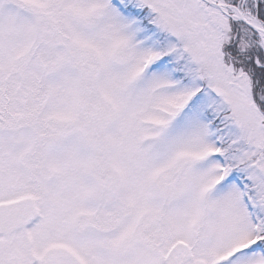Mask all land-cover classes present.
I'll use <instances>...</instances> for the list:
<instances>
[{"label":"snow or ice","instance_id":"6c2138e0","mask_svg":"<svg viewBox=\"0 0 264 264\" xmlns=\"http://www.w3.org/2000/svg\"><path fill=\"white\" fill-rule=\"evenodd\" d=\"M0 264H264V0H0Z\"/></svg>","mask_w":264,"mask_h":264}]
</instances>
